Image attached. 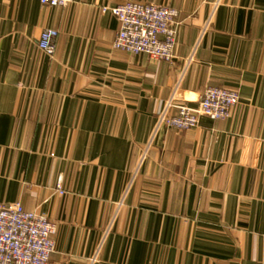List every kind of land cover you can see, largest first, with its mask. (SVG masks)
Segmentation results:
<instances>
[{"label":"crops","instance_id":"obj_1","mask_svg":"<svg viewBox=\"0 0 264 264\" xmlns=\"http://www.w3.org/2000/svg\"><path fill=\"white\" fill-rule=\"evenodd\" d=\"M126 2L179 11L172 63L113 49L103 9ZM208 87L239 93L229 119L159 126ZM14 203L58 225L50 264H264V0H0V205Z\"/></svg>","mask_w":264,"mask_h":264},{"label":"built area","instance_id":"obj_2","mask_svg":"<svg viewBox=\"0 0 264 264\" xmlns=\"http://www.w3.org/2000/svg\"><path fill=\"white\" fill-rule=\"evenodd\" d=\"M76 0H40L49 7L66 8ZM111 11L119 21L112 47L131 55H146L154 62L175 59L179 11L167 6L126 2ZM59 32L46 29L38 46L50 59L56 55ZM237 91L208 87L196 107L169 101L159 113V126L178 131L197 128L202 117L225 121L239 104ZM57 190L63 194L62 180ZM58 225L39 212L26 210L20 203L0 205V264H50L56 251Z\"/></svg>","mask_w":264,"mask_h":264}]
</instances>
